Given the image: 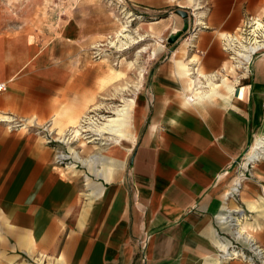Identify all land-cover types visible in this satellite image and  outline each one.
<instances>
[{"label": "crops", "instance_id": "obj_1", "mask_svg": "<svg viewBox=\"0 0 264 264\" xmlns=\"http://www.w3.org/2000/svg\"><path fill=\"white\" fill-rule=\"evenodd\" d=\"M183 1L190 4L176 3L167 36L184 26L177 8L187 10L197 29L195 48L185 40L190 31L168 43L134 109L131 144L102 148L110 161L132 151L128 167L111 176L94 178L82 169L65 176L38 138L0 129V251L12 253L7 264H30L28 257L41 255L43 264H248L217 255L221 233L231 230L221 216L239 209L236 229L264 246V161L238 198L226 193L239 179L238 160L264 135V53L237 79L223 48V37L264 10V0ZM75 23L70 41L82 35ZM190 59L216 83L196 102L187 98Z\"/></svg>", "mask_w": 264, "mask_h": 264}, {"label": "rangeland", "instance_id": "obj_2", "mask_svg": "<svg viewBox=\"0 0 264 264\" xmlns=\"http://www.w3.org/2000/svg\"><path fill=\"white\" fill-rule=\"evenodd\" d=\"M141 1L162 10H148L138 0H0V83L7 85L0 92V129L38 138L49 153L50 165L65 176L73 169L87 170V176L94 178L101 172L111 176L118 168L129 166L132 151L110 161L102 148L131 144V136L138 130L132 114L154 65L168 49L160 38L168 37L176 3L190 4L183 0ZM252 14L264 15V10ZM75 22L82 35L70 41L67 36H75ZM130 100L136 103L130 104ZM125 106L128 115L123 119V133L130 141L119 146L108 138L95 139L98 135L90 130L84 137H71L69 129L85 115L105 122V117H119L118 110ZM6 116L12 121L1 120ZM245 153L238 160L240 165ZM93 154L99 157L90 162ZM255 167L243 181L255 178ZM242 173L239 167L235 177ZM85 184L84 180V188ZM11 254L0 251V264H7ZM44 256L39 257L41 261L28 259L30 264H43Z\"/></svg>", "mask_w": 264, "mask_h": 264}, {"label": "built area", "instance_id": "obj_3", "mask_svg": "<svg viewBox=\"0 0 264 264\" xmlns=\"http://www.w3.org/2000/svg\"><path fill=\"white\" fill-rule=\"evenodd\" d=\"M189 31L185 40H188V48L192 50L195 48L194 40L197 36V29L193 26ZM160 41L165 45L168 44L167 38L162 37ZM223 48L228 52L231 62L234 63L237 79L250 74L254 58L264 53V15H247L234 32L223 37ZM189 67V75L194 81H200L197 85L194 83L193 88L187 95L190 102H196L207 95L210 80L205 74L197 72L196 63L191 59L189 60ZM6 88V82H1L0 92L6 90ZM256 139L262 141L264 145V135L258 136ZM251 147L252 144L246 150V156L242 157L241 160L243 162L240 168L244 170V173L241 174L243 179H247L248 176L252 175L249 169L252 170L256 162L264 160V146L257 151L258 153L254 157L248 155ZM247 170L248 173L245 174ZM241 187L242 184L240 183L231 187L227 192V198H238ZM243 212V209H239L221 216V222L228 224L231 230L221 233L217 244V255L226 260L239 259L248 264H264V246L247 232L240 235L235 230L238 219H243Z\"/></svg>", "mask_w": 264, "mask_h": 264}, {"label": "bare ground", "instance_id": "obj_4", "mask_svg": "<svg viewBox=\"0 0 264 264\" xmlns=\"http://www.w3.org/2000/svg\"><path fill=\"white\" fill-rule=\"evenodd\" d=\"M225 35V34H224ZM249 59V58H248ZM183 66H184V64H183ZM190 69L188 68V70L187 71H189ZM117 76V75H116ZM190 76V75H189ZM119 77V76H118ZM213 78V77H212ZM214 79V78H213ZM213 79H212V83H210L211 85H212V87L214 88L215 86H216V83L215 82H213ZM109 80V79H108ZM198 82L200 83V81H194V83H196V85L198 84ZM194 83H193V85H194ZM229 86V85H228ZM232 89V88H231ZM125 90H123V92H124ZM122 92V91H121ZM208 92V91H207ZM206 92V93H207ZM122 94H124V93H122ZM130 102V104L132 103V104H135L136 102H135V100H130L129 101ZM128 104V103H127ZM135 106V105H134ZM133 107V106H132ZM128 108H130V107H128ZM132 110V109H131ZM118 113H119V117H117V118H104L105 119V122H96L94 119H92V117L91 116H88V115H85L84 116V118L83 119H81L78 123H73V126H72V128L71 129H69V131H70V135H71V137L73 136L74 138L76 137L77 139L79 138V137H84V132H87L88 130H90V131H93L94 133H95V135H98L97 136V138H95V139H100V137L101 138H108V139H111V140H113L115 143H117L119 146H121V145H123L124 144V142L126 141V140H128V141H130L131 139H129L124 133H123V119L125 118L124 116L127 114V107L125 106L124 108H122V109H119L118 110ZM128 115V114H127ZM133 115V114H132ZM130 117V116H129ZM6 119H8L7 118V116L6 117H3L1 120L2 121H5ZM9 119H10V117H9ZM8 119V120H9ZM126 119V118H125ZM10 121V120H9ZM12 121V120H11ZM10 121V122H11ZM72 122V121H71ZM125 125V124H124ZM105 133H110V135H114V137H110L109 135V137H106L104 134ZM67 134V133H66ZM258 137V136H257ZM73 138V139H74ZM255 139H256V137H255ZM65 140L67 141V142H69L70 141V137L67 139V138H65ZM90 142H91V140H90ZM264 145H263V143H262V141H260V140H257L256 139V141L252 144V147H251V150H250V152H249V156H252V157H254L255 155H257V151L261 148V147H263ZM97 158V156H94V159H96ZM90 160V159H89ZM257 164L255 163V166H256ZM239 177V179H238V181H237V185H239V183L240 184H242V181H243V177L240 175V176H238ZM237 226H238V223H237ZM242 229V228H241ZM241 229H239V230H237L236 229V231H237V233L238 234H240V235H243L244 233L242 232V230Z\"/></svg>", "mask_w": 264, "mask_h": 264}, {"label": "water", "instance_id": "obj_5", "mask_svg": "<svg viewBox=\"0 0 264 264\" xmlns=\"http://www.w3.org/2000/svg\"><path fill=\"white\" fill-rule=\"evenodd\" d=\"M176 12L178 14H180L182 17H184V26L182 29H175L174 31H172L170 33V35L167 38V42L169 44H175L176 42H178V40L184 36L185 34H187L189 32V28H190V23H189V13L187 10L184 9H177ZM246 94H247V87L245 86H241L240 88V96L243 98H246Z\"/></svg>", "mask_w": 264, "mask_h": 264}]
</instances>
